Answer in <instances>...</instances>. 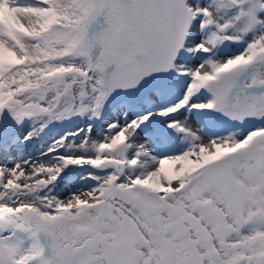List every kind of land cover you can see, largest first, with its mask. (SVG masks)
<instances>
[{
  "label": "snow or ice",
  "instance_id": "1",
  "mask_svg": "<svg viewBox=\"0 0 264 264\" xmlns=\"http://www.w3.org/2000/svg\"><path fill=\"white\" fill-rule=\"evenodd\" d=\"M0 264H264V0H0Z\"/></svg>",
  "mask_w": 264,
  "mask_h": 264
}]
</instances>
